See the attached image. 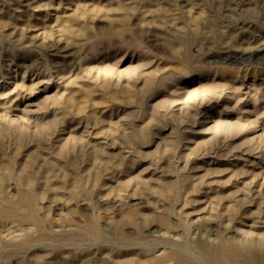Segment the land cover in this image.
Segmentation results:
<instances>
[{
  "label": "rangeland",
  "instance_id": "rangeland-1",
  "mask_svg": "<svg viewBox=\"0 0 264 264\" xmlns=\"http://www.w3.org/2000/svg\"><path fill=\"white\" fill-rule=\"evenodd\" d=\"M203 245L264 264V0H0V264Z\"/></svg>",
  "mask_w": 264,
  "mask_h": 264
},
{
  "label": "bare ground",
  "instance_id": "bare-ground-1",
  "mask_svg": "<svg viewBox=\"0 0 264 264\" xmlns=\"http://www.w3.org/2000/svg\"><path fill=\"white\" fill-rule=\"evenodd\" d=\"M204 247L206 254L208 256V260L211 264H238V263H234V261L231 260L230 256H224L225 255L224 250H227V248H223L222 246H214V245H208ZM228 250H230V248ZM248 257H249L248 260L249 263H252L257 257V251L249 249Z\"/></svg>",
  "mask_w": 264,
  "mask_h": 264
}]
</instances>
